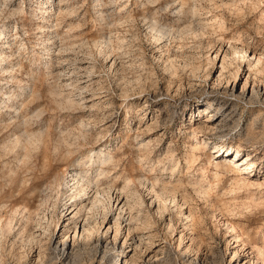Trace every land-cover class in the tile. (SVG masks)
Here are the masks:
<instances>
[{"label": "rangeland", "instance_id": "obj_1", "mask_svg": "<svg viewBox=\"0 0 264 264\" xmlns=\"http://www.w3.org/2000/svg\"><path fill=\"white\" fill-rule=\"evenodd\" d=\"M55 2L44 15L43 1L14 0L25 12L0 20V222L13 223L0 264H264V0ZM181 2L199 13L189 30ZM150 19L181 30L160 38ZM201 124L208 144L187 160ZM100 148L114 156L102 186L120 193L133 179L141 221L129 229L104 198L87 213L92 234L62 255L70 201L57 185L76 169L95 176ZM139 177L159 179L158 194L179 185L168 198L184 206L159 214Z\"/></svg>", "mask_w": 264, "mask_h": 264}, {"label": "bare ground", "instance_id": "obj_2", "mask_svg": "<svg viewBox=\"0 0 264 264\" xmlns=\"http://www.w3.org/2000/svg\"><path fill=\"white\" fill-rule=\"evenodd\" d=\"M39 1H43V4L46 5V7L44 8L42 3H40V8H43V14L44 15L49 14L51 9L54 8V6L56 4V2H55L56 0H39ZM59 1H61V0H59ZM13 3H14V0H0V20L3 16V14H5L7 11H9V13L13 14V15L14 14H23L25 12L24 9L22 8V6H20V5L18 8H14ZM58 4L59 3L57 2V6H58ZM47 5H48V7H47ZM178 7L179 8H177V10L175 11V13L179 14V17H180V19L178 20V21H180V23H178V25L181 23L182 24L185 23V26L183 29L189 30L188 28H190L191 24L193 23V20H194L193 18H195L196 16L199 15V13H197L198 10L195 7H192L189 9V11H185L183 2L179 3ZM149 22H150L149 28L152 27V28H154L153 30H155V31L157 28V32H158V35L160 38L163 35L169 36V33L171 35L175 29H176L175 30L176 32L181 30L180 28H178V27L176 28L175 26H172V25H166V26L162 25L163 27H161L159 25V23H157V20H155V19H152V20L150 19ZM8 26H9L8 24H3L2 26H0V39L3 37L6 38L8 36L6 34L8 32L7 30H9ZM42 48L46 49L47 46H43ZM43 51H45V50H43ZM246 51H247V48H244V49L242 48L243 54L241 55V59L246 58ZM42 53H44V52H42ZM219 53H220V50L217 51L216 58L219 56ZM222 63H223L222 64V71H223L226 68V66L224 65V58H223ZM224 95L226 97H232L234 95V87H232L231 90H229L228 88L225 89ZM69 101L71 103L73 102L71 100H69ZM223 116H224V113H221V117H223ZM212 119H213L212 116H210L208 118L209 121H211ZM209 126H211V125L206 124L205 126H203L201 124L198 126V129H196V131L192 132L193 138H195L196 140L193 141V143L191 144L192 146H191V150L189 151L190 154L188 153L189 156L187 157V160L189 159L190 156L191 157H197V151L204 149L206 147V145L208 144V140L206 138L207 136H201L200 137V135H198L197 133L202 132V135H203V133L205 134L206 133L205 131H207L206 129L210 128ZM211 129H210V132L213 131V133H214L215 128L211 127ZM205 135H207V133ZM214 147L215 148L218 147L217 150H215V151H219L222 149V147H220L218 145H215ZM229 154L230 153H228L227 155H224V153H223L222 155L228 157ZM233 154L234 153H232V155ZM238 154H239V150H236L235 156H237ZM232 155L229 156L227 168H229L228 170L233 171L235 167L240 166V165H238V162L240 163V160L234 161L232 158ZM246 156L247 157H246L245 161L242 162V163H246L245 166L243 167V169L249 170L253 161L251 160V157L249 156V154H247ZM113 161H114V156L111 154L110 151L106 150L105 148H100L98 150H95L89 156V159H88L89 165L92 164L93 166L95 165L97 167V171H96L95 176L92 173H90L89 171L76 169V170H73L72 173H69V175H67V177L61 183H59V185H57L58 188H57L56 192L58 194L61 192L69 193L68 201H70V202L65 203L64 217L66 218L65 219L66 222H68L67 223L68 226H66L67 228H66V231L64 233V240H62L61 242L59 241L58 243L55 244L56 252L60 251L62 255L68 254V252H71V250L74 246V241L76 238L75 236H77V235L80 236V234H81V237L83 239H85L87 236L92 234V230H93L92 229L93 226L91 227V224L93 223L91 220L92 216L91 215L89 216L87 213H89L90 211H93L96 207H98L99 204H101L102 206H106V203H104V198H107V200H108V202H107L108 203V209L110 211H114L113 208L115 207V210H118L119 215L124 216V213L125 214L127 213V215H128L127 221H129V227H128L129 229H130V227H132L131 225L134 224V223L132 224L133 220H134L133 222H135V223H137V221H141L142 217L140 216V214L139 213L135 214L133 211L135 209V205H139V206L141 205L142 206L143 204H145V202H144L145 199L143 200V198L139 197L140 195L137 194L138 192L135 191L136 189L134 190V188L132 187V185L135 184V181L133 179L130 178L126 181V184L124 185V187L120 188L118 190V192L120 191V193H115V191H112L113 188L111 186H107V187L102 186L103 180L107 178V174L109 171V170H107L108 166ZM83 165H84V163L79 164L78 166L82 167ZM215 167L217 169L219 167V164L216 163ZM240 169H241V167H240ZM174 170L175 169H173L172 171H174ZM234 180H236L235 186H240L241 184L243 185V183L245 185L244 180L238 179L237 177ZM149 181L150 180L148 178H144V177L138 178V182L141 183L142 186L147 184V188L149 189L150 194H152L151 197L149 198V205H151V206L154 205L159 214H163L165 210H168V208H170L169 206L171 203L174 204L175 207L178 206L179 204H181V203H179V200L176 198L175 194L172 196V198L171 197L168 198L169 194L171 195V193L173 194V193L178 192L179 185H174L171 182V180L169 182H164V183H162V185L160 187V189H161L160 194H158L159 192L157 191L156 186L159 187V184H160L159 179H156V181L155 182L153 181L151 184H149ZM206 186L207 185H205V187ZM200 189H202V188H200ZM204 190H205V188H204ZM91 191H94L92 196H90ZM125 192H127V193H125ZM204 193H205V191H204ZM206 193H208V192H206ZM177 194L178 193H176V195ZM129 197H132L133 201L130 200ZM181 201H183V200H181ZM183 204L184 203H182L180 205V208H181V206L182 207L184 206ZM186 215H187L186 219H188V220L190 219V222H191L192 218H193L191 213H189V214L186 213ZM183 216H185V215L183 214ZM10 220L11 219H9V221L7 220V222H5L4 224H2L0 222V232L1 233H8L11 231V229L13 227V223H12V220L11 221ZM117 220H118V218H117ZM130 223H131V225H130ZM169 225H168L169 226L168 230L171 231L172 225H171V223ZM134 228H135V226H134ZM189 228H191V226ZM233 229L234 228H232V230ZM138 238H139L138 239L139 243L137 244V246L141 245V243L143 242L142 237H138ZM71 241H73V243H71ZM98 241H100V239H98Z\"/></svg>", "mask_w": 264, "mask_h": 264}]
</instances>
